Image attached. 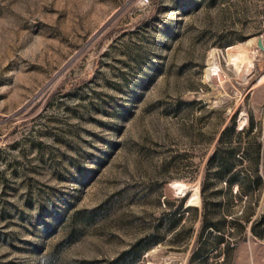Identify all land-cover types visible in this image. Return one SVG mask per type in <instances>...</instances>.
I'll use <instances>...</instances> for the list:
<instances>
[{
  "label": "rangeland",
  "instance_id": "rangeland-1",
  "mask_svg": "<svg viewBox=\"0 0 264 264\" xmlns=\"http://www.w3.org/2000/svg\"><path fill=\"white\" fill-rule=\"evenodd\" d=\"M233 118L264 146V0H0V264H134ZM200 218L135 264H190Z\"/></svg>",
  "mask_w": 264,
  "mask_h": 264
},
{
  "label": "trees",
  "instance_id": "trees-1",
  "mask_svg": "<svg viewBox=\"0 0 264 264\" xmlns=\"http://www.w3.org/2000/svg\"><path fill=\"white\" fill-rule=\"evenodd\" d=\"M246 132L252 133L253 127L239 131L236 119L233 118L207 161L206 173L200 186L201 208H185L183 200L180 206L163 210L157 233L148 234L134 247L133 250L139 251V256L133 260L134 264L140 260L141 253L164 243L166 234L172 235V242L179 243L186 234L193 232L192 226L186 230V212L195 215V220L201 217L197 247L190 264H233L227 254L232 248L230 241L242 238L249 226L254 237L264 239V209L254 220L257 193L260 194L264 188V172H261V165L264 167V146L256 140L243 146L241 138ZM245 163L250 168L247 172ZM243 200L245 210L240 214L238 207ZM222 246H225L224 252ZM221 256L222 262L216 260L210 263L213 258Z\"/></svg>",
  "mask_w": 264,
  "mask_h": 264
},
{
  "label": "water",
  "instance_id": "water-1",
  "mask_svg": "<svg viewBox=\"0 0 264 264\" xmlns=\"http://www.w3.org/2000/svg\"><path fill=\"white\" fill-rule=\"evenodd\" d=\"M259 44L262 46V43H261V41L259 42Z\"/></svg>",
  "mask_w": 264,
  "mask_h": 264
},
{
  "label": "built area",
  "instance_id": "built-area-1",
  "mask_svg": "<svg viewBox=\"0 0 264 264\" xmlns=\"http://www.w3.org/2000/svg\"><path fill=\"white\" fill-rule=\"evenodd\" d=\"M146 2L148 1V0H145Z\"/></svg>",
  "mask_w": 264,
  "mask_h": 264
}]
</instances>
